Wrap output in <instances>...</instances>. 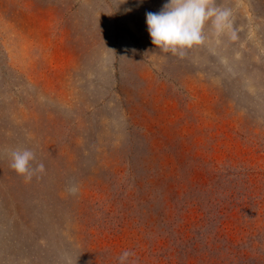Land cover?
Listing matches in <instances>:
<instances>
[{
	"label": "rangeland",
	"instance_id": "374dc122",
	"mask_svg": "<svg viewBox=\"0 0 264 264\" xmlns=\"http://www.w3.org/2000/svg\"><path fill=\"white\" fill-rule=\"evenodd\" d=\"M165 3L0 0V264H264V0L183 56Z\"/></svg>",
	"mask_w": 264,
	"mask_h": 264
},
{
	"label": "clouds",
	"instance_id": "9594fccd",
	"mask_svg": "<svg viewBox=\"0 0 264 264\" xmlns=\"http://www.w3.org/2000/svg\"><path fill=\"white\" fill-rule=\"evenodd\" d=\"M152 43L164 53L181 55L187 49L205 43V28L211 24L216 34L231 27V11L219 8L215 0H167L159 12L146 14ZM36 154L28 148L10 152L11 168L30 181L36 172L43 173L45 165L36 163ZM74 194L77 189L71 188ZM134 253L124 251L119 256L120 264H127Z\"/></svg>",
	"mask_w": 264,
	"mask_h": 264
}]
</instances>
